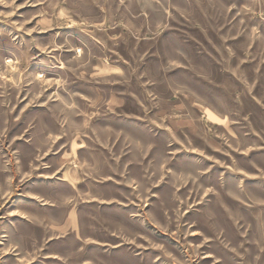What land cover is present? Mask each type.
<instances>
[{"label": "rangeland", "instance_id": "1", "mask_svg": "<svg viewBox=\"0 0 264 264\" xmlns=\"http://www.w3.org/2000/svg\"><path fill=\"white\" fill-rule=\"evenodd\" d=\"M0 264H264V0H0Z\"/></svg>", "mask_w": 264, "mask_h": 264}]
</instances>
